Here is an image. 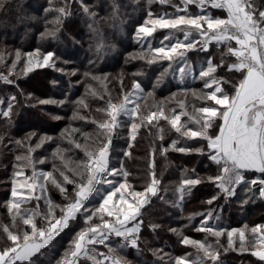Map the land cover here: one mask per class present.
<instances>
[{"label": "snow or ice", "instance_id": "obj_1", "mask_svg": "<svg viewBox=\"0 0 264 264\" xmlns=\"http://www.w3.org/2000/svg\"><path fill=\"white\" fill-rule=\"evenodd\" d=\"M8 2L9 0H0V9H3ZM75 2L79 4L83 14L92 21L89 28L99 35L98 29L95 28L97 13L92 10V6L86 0H75ZM165 2L166 0H160L161 4ZM180 4L182 7L175 5L177 12L173 15L165 13L153 17L152 11H148L147 19L136 27L137 37L143 34L142 39H146L151 37L157 28L168 29L170 31L165 36L168 43L161 41L159 46L153 48L149 42L147 51L133 58L146 60L148 64L156 63L157 60L168 61L169 67H172L173 62H186L188 52L208 54L204 64L200 66L199 75L194 77L199 79L203 83V89L208 91L201 90L197 93L191 90L192 95L197 100H203L204 103L194 106L189 112L181 102L180 113L168 116L165 114L167 101H160L154 105L156 111L149 110L145 114L140 111L138 103V100L145 96V92L141 83L134 80L132 91L124 94L122 103H113L109 97L105 107L96 109L97 112L106 115L99 123L96 120L92 121L98 128L99 142L95 149L89 150L87 145L75 143V148L84 151L86 159L70 167L69 162L62 155V151L70 149L62 150L57 146L53 157L60 156L64 163L62 167L53 163L52 171H38L36 165L45 164L46 159H41L39 156L33 158L32 153L49 141L55 142L53 137L35 131L27 133L23 139L0 135V146L10 143L23 150L27 145L26 152L15 155L17 163L13 164L10 194L5 201L12 223L11 226L8 224L0 226L5 240V246L0 248V264H37L45 251L54 245L57 237L66 229L71 231L73 225L79 230L71 236L68 247L64 249L60 258L50 264H77L80 257L92 260L93 264H127L126 261L112 255L116 249L110 247L108 242L113 237L121 238L124 243L119 247L138 248L139 234L143 227L140 219L141 209L151 202V197L157 196L159 181L153 170L151 183L146 185L143 191H137L129 183L130 173L124 169L122 162L119 167L110 166L113 134L122 123L119 119L121 116L128 118L129 148L132 147L131 141L136 139L140 127L150 126L154 120L157 125L159 121L165 120L170 124L171 129L185 138L182 146L177 147L179 141L173 140L169 148L180 153H195L206 158L210 166L215 167V172L207 176L206 182L219 189V193L230 197L235 195L238 186L248 187L249 190L255 186L258 188L259 197L264 198V0L259 3L257 0H180ZM192 5H195L199 11L190 13L189 6ZM117 8L118 6L113 4V15ZM213 10H218L220 14ZM48 13L56 14L54 20L46 21V24L51 23L54 27L49 30L46 26L45 32L41 35L56 38L64 19L70 15L67 0H64L63 6L49 0V7L45 8V14ZM176 33H183V40L178 39ZM213 41L217 46L226 49V52L221 54L219 63H214L212 55L208 52V46ZM97 47L99 50L100 45L98 44ZM153 52L157 55L153 56ZM5 55V52L0 51V63L5 61ZM7 55L14 56L11 69L22 63L25 75L33 71V57L36 58V67H51L57 71H65L56 64L57 57L53 51L42 52L38 48L27 53L16 50ZM225 55L235 59L225 62ZM64 63L70 62L64 61ZM4 66L8 67L7 64ZM217 69H223L225 75H217ZM77 71L73 68L67 74L71 77L77 75ZM161 75L163 76L164 73ZM83 76L84 80L78 83L82 82L85 85V94L76 100H73L70 94H66L64 99L59 101L40 99L31 93L25 94L23 89L19 90V94L23 97L25 107L48 104L64 107L72 104L71 119L83 120L85 117L79 116V111L88 107L86 97L90 94L100 100L104 99L102 94L98 95L97 92L90 91L92 87L90 81L103 84L108 79L107 74L99 76L89 71L84 72ZM0 80L19 89V84L14 79L0 76ZM121 86L123 91V81ZM71 87L75 85L70 81ZM146 95L152 96L153 93L148 92ZM175 95L172 94L173 97ZM33 100L35 104L32 103ZM0 104L4 102L0 101ZM19 104L17 96L11 95L6 105L0 107V119L5 121L6 126H11L14 109ZM128 104H134V107L129 108ZM169 111L175 113V109ZM181 116L188 118L183 124H180ZM137 117L139 124L136 122ZM55 118L60 119V117ZM79 131L80 129H72V132ZM160 131L162 133L163 129ZM67 132L66 128L61 136H65ZM83 135L87 137V134ZM159 138L163 140V135L161 134ZM189 141L192 143H188ZM69 143L73 142L69 141ZM160 150L168 151L163 146ZM129 155L128 151H124V156ZM151 167L154 169V165ZM26 168L32 169L31 176L25 175ZM256 174H259V178L249 179ZM77 177L80 179L77 180ZM204 182L205 180L197 175L196 178L183 179L182 185L188 186L190 190ZM49 184L59 190L67 203L57 205L45 195ZM67 185L73 186L71 193L68 192ZM105 185L107 187H104ZM101 187H104L103 193ZM37 190L39 194H36ZM183 191L182 187V194ZM97 196L99 199L94 202ZM42 199L45 204L43 210L37 203L35 209L25 210L22 213V205L32 200L39 202ZM217 199L218 195H213L207 203L212 204ZM89 204L92 207H89ZM17 217L22 221L23 226L18 225ZM210 217V213L206 214L199 226L195 227V231L205 233L206 240L208 235L216 237L217 245L219 238L226 235L228 247L225 251L236 250L233 237L238 234L239 250L242 253L249 252L260 264H264V223L253 226L244 224L241 228L225 229L212 224ZM79 221H83V224H79ZM155 227L153 225V229ZM172 231L177 232L181 237L180 243L185 246L190 245L197 250L196 258L193 260H189L188 256L173 258L167 253L160 256L159 251L154 250L153 255L158 256L160 264H166L165 257L167 264H206L207 261L217 264L219 254L206 240H194L183 236L176 229ZM246 232L249 234L247 246ZM97 245L108 248L107 255L100 254L104 256L103 260L96 258Z\"/></svg>", "mask_w": 264, "mask_h": 264}, {"label": "trees", "instance_id": "obj_2", "mask_svg": "<svg viewBox=\"0 0 264 264\" xmlns=\"http://www.w3.org/2000/svg\"><path fill=\"white\" fill-rule=\"evenodd\" d=\"M86 2L97 13L95 28L98 29L99 35L89 28V24L92 21L83 14L79 4L75 0H67L70 15H67L64 19L61 30L56 38L41 35L45 32L46 26L49 30L54 27L51 23L46 24V21H52L56 17L55 13L45 14V8L49 7V0H9L5 7L0 9V51L6 53L5 61L0 63V76L14 79L19 84L18 89L0 80V97L1 101L4 102L2 107L6 105L7 99L11 95H16L17 100L20 102L19 106L14 109L10 127L6 126L3 119H0V135L10 136L14 139H23L27 133L35 131L38 134H47L53 137L55 142L49 141L44 145L46 151L41 153L36 152V156L32 154L33 158L37 156L39 158H46L45 164L36 165L37 170L46 168L47 171H52L53 163L61 167L63 166L64 161L60 159V156L53 157V152L57 146L62 150L70 149L63 152L76 162L86 159L84 151L75 148V143H80L81 145L88 143L91 146L89 150L95 149L96 144L99 142L97 136L98 128L97 124L92 123V121L96 120L99 123L106 115V113L97 112L96 109L105 107V103L109 97H111L113 103H122L124 94L132 91L134 80L140 81L143 85L145 96L140 98L138 103L140 104V111L145 114L149 110L156 111L154 105L160 101H167L165 114L168 116L180 113L181 109L179 105L181 102L185 104V110L191 112L194 106L202 105L204 101L197 100L190 90H194L197 93L201 90L208 91L207 89H203V83L199 79H194L200 67L194 72L191 81L181 83L175 81L173 78L175 70L173 66L168 67V61L158 60L156 63L148 64L146 60L133 58L141 55L148 48L146 43L139 45L132 42L131 33L135 26L144 23L149 10L152 11L153 17L157 14H175L177 10L173 9L176 8L174 5L180 4V0H167L164 4H161L158 0H86ZM257 2L259 3L261 0H257ZM53 3L63 6L64 0H53ZM113 4L118 6L115 15H113ZM155 7H160L163 11H155ZM191 8L195 9L196 7L192 5ZM213 11L219 12L218 10ZM164 30L170 31L168 29L157 30L156 36H161ZM182 36L183 34L179 38ZM98 44L100 45L99 50ZM152 47L154 48V45ZM38 48L42 52L53 51L56 53V56L66 58L70 63L65 64L63 62L59 64L58 62L57 65L64 69L75 68L78 70L77 75L69 77L67 72H59L50 67L40 68L25 75L24 72H21V70H24L22 63L17 64L15 69H11L14 56L7 55V53H14L16 50L31 51ZM136 51L140 53L136 54ZM208 52L212 55L213 62L219 63L221 54L225 53L226 49L212 42L208 48ZM110 53L111 55L113 54V61L108 60ZM196 54L195 56L190 52L189 58L192 62L201 66L207 59L208 54L203 52H196ZM152 55L156 56L154 53ZM24 59L26 60L27 58L25 57ZM229 59L234 60L235 58L228 57L227 55L224 56L225 62ZM108 61L110 62L108 63ZM4 64H7L8 67H5ZM138 66H141L140 70L142 73L139 72ZM116 70L118 73H115L114 76L108 75L107 81H104L103 84L90 81L92 85L90 91H95L98 95L102 94L104 99L100 100L98 97H92L90 94L86 97L88 107L81 108L79 111V116H83L85 119H71L73 116V105L67 104L68 110L64 111L63 114H66L68 117L58 127L56 126L57 122L46 118L42 114L41 109H49V104L25 107L23 97L19 94V90L23 89L25 94L31 93L34 97L40 99L51 96L64 99L66 94H70L72 99L76 100L85 94V85L82 82L78 83V81L84 80V72L89 71L98 75L101 72ZM162 73H164L163 76L161 75ZM216 74L224 76L225 71L217 69ZM39 75L41 77L37 79L36 77ZM53 80L56 83H53ZM70 81L75 87L70 88ZM121 81H123V91ZM57 85L63 87L62 92L55 91ZM148 92H152L153 95L147 96ZM173 92L178 93H175L176 95L173 97L171 95ZM180 92L186 93L184 99L179 96ZM32 103L35 104V101L33 100ZM169 109H175V113L170 112ZM58 110L62 111L61 108H58ZM119 119L122 123L114 130L110 166L119 167L122 162L124 169L130 173L128 181L135 189L143 190L146 185L151 183L153 170L159 181L157 196L151 197V202L141 209L142 216L140 219L143 222V227L139 235V246L135 249L128 248L127 252H123L122 255L127 256L131 254L129 255L130 259L134 258L136 262L143 264L138 253L146 258L148 257V259L151 257L149 256L151 252L150 246L156 245L154 241L152 242L153 235L154 237H162V239H175L171 249L169 244L164 245L165 251H171L175 254L180 251H190L191 248L181 245L179 236L172 230H177L183 226L180 231L183 234L191 236L189 234L190 230L198 227L200 220L207 214L198 210H205L208 204L207 201L213 195H218V199L208 205L210 207L213 205L215 207L220 206L219 210L227 218L236 214L232 208L237 210L240 207L242 216L250 218L256 216L261 205H264V198L259 197L258 188L255 186L251 190L248 187L240 186L241 189L238 190L235 196L225 197L219 193V189L214 187V185L207 183L206 178L215 172V167L210 166V162L198 154H185L171 150L169 145L173 140H178L177 147H180L183 145L185 138L180 137L179 133L171 129L167 121L161 120L157 125L154 120L152 125L140 127L136 139L131 141L132 147L129 148L130 133L127 123L128 118L121 116ZM187 119L186 116H181L180 124H183ZM136 122L140 123L138 117L136 118ZM66 128L68 132L62 137L61 133ZM72 129H80V131L72 132ZM160 129H163L162 133ZM82 133L87 134V137ZM161 134L163 135V140L159 138ZM69 141L73 143L70 144ZM188 143L192 142L189 141ZM161 146L168 149V151L162 152L160 150ZM26 150L27 145H25L23 150L10 143L0 146V186L4 188L0 191V214L2 216L1 220L4 223L11 222V214L7 211L5 201L9 198L10 194L14 170L13 164L17 163L15 155L22 154ZM124 151H128L130 155L124 156ZM153 165L154 169L151 167ZM24 172L26 176L32 175L31 168L24 169ZM56 174L58 175V173ZM197 175L204 179L205 182L191 188L189 193H178L182 197L181 201H179L180 209H175L174 206L168 205V201L173 200V196L176 193L175 189L181 185L182 180L196 178ZM47 187L48 191L45 195L48 198L52 201L67 203L59 190L51 184ZM72 188V185H67L69 193L72 192ZM36 194H39L38 190ZM203 201L206 204L205 206H199V209L193 207L197 202ZM37 203H39L41 210L45 208L43 199L39 202L32 200L21 206L22 213L25 210L35 209ZM164 209H167L168 212H177L176 219L169 218V213H166L168 214L166 215L163 211ZM183 214L186 215L183 217ZM191 214L194 215V220L189 223L186 216ZM231 222L221 227L225 229L230 228L233 226ZM78 223L83 224V221H79ZM153 225L156 226L155 229H153ZM78 229L76 225H73L71 231L66 229L64 233H61L54 241V245L39 258L37 264H50V262L58 259L63 249L68 247V241L71 236ZM115 240L118 241L120 238H115ZM205 240L206 234L203 233V237L199 241ZM235 241L234 247L236 250L225 251V248L228 247L226 236L219 239V245H217V239L210 235L207 236L206 240L208 244L213 246L222 259H226L229 255H241L242 252L240 253L239 250L240 241L238 238H235ZM4 246L5 240L2 228H0V248ZM97 247H100V245H97ZM129 250H133V252L129 253ZM194 251L196 252L197 250L194 249ZM148 259H146L145 264H150ZM252 260L254 262L250 261L241 264H260L257 258H252ZM90 262V260L81 257L78 264H92ZM208 263L213 264L211 261L206 262V264Z\"/></svg>", "mask_w": 264, "mask_h": 264}, {"label": "rangeland", "instance_id": "obj_3", "mask_svg": "<svg viewBox=\"0 0 264 264\" xmlns=\"http://www.w3.org/2000/svg\"><path fill=\"white\" fill-rule=\"evenodd\" d=\"M159 2H160V0H158ZM167 1V0H166ZM176 5H179V6H181L182 7V5L181 4H176ZM175 6V5H174ZM195 6V5H194ZM196 7V6H195ZM194 8V7H193ZM193 8H191V6H189V12L190 13H196L197 11H199V9L197 10L196 8L195 9H193ZM173 9H176L177 10V7L176 8H173ZM155 11H163V9H161L160 7L158 8V7H155ZM217 12V11H216ZM219 12H217V14H218ZM181 14H183V13H181ZM220 14V13H219ZM224 15H226V13L224 14ZM145 19H147V18H145ZM144 19V20H145ZM150 26V25H149ZM136 27H137V25L135 26V28H134V30L132 31V33H131V38H132V42L133 43H137V44H139V45H142L143 43H146L147 45H149V42H151V45H154V47H156V46H159V44H160V42L161 41H163L165 44H167L168 43V41L167 40H165V36L166 35H168V33H169V31H166V30H164V31H162V34H161V36H156V31L157 30H161V29H159V28H157L154 32H153V35L151 36V37H147L146 39H142V37H143V34H141V37H137V35H136ZM157 33H159V32H157ZM181 34H183V33H176V37L178 38V39H180V40H183V38H184V36H182V37H180L179 38V36H181ZM214 42V41H213ZM215 43V42H214ZM233 44H234V41H233ZM210 45H211V43L209 44V46H208V48L210 47ZM34 50H36V49H34ZM34 50H31V51H21L22 53H27V52H32V51H34ZM140 52L139 51H136V54H139ZM154 53V52H153ZM189 53L190 52H188L187 53V59H186V62L185 61H176V62H173L172 63V66L174 67V70H175V74L173 75V78L175 79V81H177V82H186V81H191L192 80V78H193V76H194V72L196 71V70H198L199 69V67H200V64H197V63H195V62H192L191 61V59L189 58ZM195 56L197 55L196 54V52H192ZM155 55H157L156 53H154ZM113 55V54H112ZM112 55H111V53H110V55L108 56L109 58H108V60L110 59V61H113V57H112ZM57 58H56V60H55V62H56V64H58V62H59V64L61 63H63L64 61H67V59L66 58H63V57H61V56H56ZM112 57V58H111ZM193 57V56H192ZM27 58V57H26ZM235 58V57H234ZM112 59V60H111ZM35 60H36V58L35 57H33V71H31V72H34L35 70H37V69H42V68H48V67H36L35 66ZM110 61H108V63L110 62ZM158 61V60H157ZM159 61H161V60H159ZM59 66V65H58ZM60 68H63V67H61V66H59ZM169 67V66H168ZM51 68V67H50ZM140 68H141V66H138V70H139V72H141V70H140ZM51 69H54V68H51ZM64 69V68H63ZM75 69V68H74ZM181 69H183V71H181ZM65 71V73L67 72H69L71 69H64ZM200 71V70H199ZM199 71L197 72V76L199 75ZM21 72H24V70H21ZM59 72H61V71H59ZM63 72V73H64ZM29 73V72H28ZM77 73H78V71H77ZM115 73H118L117 72V70L116 71H112V72H101V73H99L98 75L99 76H103L104 74H107V76L109 75V76H114V74ZM142 73V72H141ZM40 75L39 76H37L36 78L37 79H40ZM107 81V80H106ZM137 82H140V81H137ZM53 83H56L54 80H53ZM141 83V82H140ZM141 85H142V83H141ZM142 87H143V85H142ZM55 91L56 92H62L63 91V87L62 86H60V85H57L56 86V88H55ZM185 92H187V91H185ZM190 92L192 93V91L190 90ZM51 93V92H50ZM173 93H178V92H173ZM172 93V94H173ZM171 94V95H172ZM186 94V93H185ZM185 94H184V92H180V97L182 98V99H184L185 98ZM44 99H52V100H57V101H59V100H63V98H60V97H47V98H44ZM0 101H1V97H0ZM50 105V107H49V109H47V110H45V109H41V111H42V114H44L45 115V117L46 118H48V119H50V120H52V121H54V122H57V124H56V126L58 127L59 126V124H62L63 123V121H65L66 119H67V115L66 114H63L64 113V111H67L68 110V106L66 105V106H64V107H61V106H59V105H57V104H49ZM0 106L2 107V104H0ZM129 108H131V107H134V104H128L127 105ZM58 108H61L62 109V111H59L58 110ZM55 117H60V119H56ZM121 118V117H120ZM59 122V123H58ZM22 139V138H21ZM84 145H87L88 147H89V149L91 148V146H90V144H84ZM44 151H46V147L45 146H43V147H41V148H39V149H36L32 154H34V156H36L35 154H37V153H41V152H44ZM37 152V153H36ZM62 155L67 159V161L69 162V166L70 167H74L75 166V164L77 163L76 161H74L72 158H70L68 155H66L65 154V152H63L62 151ZM41 159H46V158H42L41 157ZM109 163L111 164V156H110V161H109ZM38 171H47L46 170V168L45 169H41V170H38ZM255 177H259V174H256V176ZM255 177H249V179H251V178H255ZM80 179V177H77V180H79ZM18 187H19V185H18ZM99 187V186H98ZM104 187H107L106 185L104 186ZM104 187H101V193H103V191H104ZM183 187V189H184V193H189V187L188 186H185V185H182V182H181V185L179 186V187H177V189H175V195L173 196V200H171V201H168V205H170V206H174V208L175 209H180V204H179V201H181V199H182V197L181 196H179V194L181 193V188ZM134 188V187H133ZM4 188H3V186H0V191L1 190H3ZM239 189H241L240 188V186H238L237 187V189H236V192H235V195H236V193L238 192V190ZM135 190H137V191H143V190H139V189H135ZM179 193V194H178ZM234 195V196H235ZM230 197H233V196H230ZM99 199V196H97V197H95L94 198V202L96 201V200H98ZM55 204H57V205H59V204H63V202H58V201H53ZM197 205V206H196ZM202 205V206H201ZM206 204H204V201L203 202H197L196 204H194L193 205V207L196 209H199V206L200 207H203V206H205ZM232 205H234V204H232ZM237 207H239L237 204H235ZM89 207H92V205L91 204H89L88 205ZM219 207L220 206H218V207H215L214 205L213 206H209L208 204L206 205V208H205V210H198L199 212H204V213H207V214H211V217H210V222L212 223V224H215V225H217V226H224V225H226L228 222H230V221H232L231 222V224L233 223V226L232 227H230V228H227V229H232V228H241L244 224H248L249 226H253V225H255V224H258V223H264V205H261V207H260V209H259V212L257 213V215L256 216H253V217H250V218H246V217H243L242 216V210H241V208L239 207L237 210L236 209H233L232 208V210H234V212L236 213V214H233V215H231V216H228V218L227 217H225V216H223V214H222V212L219 210ZM164 211V213L166 214V213H169V215L170 216H168L169 218H175L176 219V216H177V212H168V210L166 209H164L163 210ZM197 211V212H198ZM58 212V211H57ZM214 212V213H213ZM166 215H168V214H166ZM184 215H186V214H183V217H184ZM187 217V219L189 220L188 222L190 223L192 220H194V215L193 214H191V215H189V216H186ZM1 218H2V216H1V214H0V225L2 226V225H4V224H8L9 226H11V223H12V221L9 223H4V221H2L1 220ZM95 219V218H94ZM200 222H201V220H200ZM200 222H199V224H200ZM17 223H18V225L19 226H23L22 225V221H20V219H19V217H17ZM199 224H198V226H199ZM159 225V224H158ZM235 225V226H234ZM181 227H183V226H181ZM181 227L179 228V229H177L178 230V232L179 233H182L180 230H181ZM79 230V229H78ZM77 230V231H78ZM176 234H177V232H176ZM189 234L191 235V236H189V235H187V234H183L182 233V235L183 236H187V237H190L191 239H194V240H198L199 241V239L200 238H202L203 237V232H198V231H195V228H192L191 230H190V232H189ZM140 235V234H139ZM178 235V234H177ZM179 236V235H178ZM226 236V235H225ZM225 236H222V237H225ZM222 237H220L219 239H222ZM179 238H181L180 236H179ZM216 238V237H215ZM235 238H238V234H235L234 235V237H233V240H234V243L236 242L235 241ZM217 239V238H216ZM239 239V238H238ZM248 239H249V234L246 232V239H245V245L247 246V244H248ZM175 240V239H174ZM174 240H171V239H168V238H163L162 239V237H154V235H153V238H152V242L154 241V243H156V245H154V246H150V253H149V256H151L149 259H148V257L146 258L145 256H143L142 254H140V253H138V255H140V257H141V262L143 263V264H145L146 262V259H148V261H149V263L150 264H160V261H159V258H158V256H156V255H153V251L154 250H157V251H159V255L160 256H164V254L165 253H167V254H170V256L171 257H173V258H175V257H185V256H188V258H189V260H193V259H195L196 258V252L194 251V247H192V246H187L186 248H191V250L190 251H186V252H184V251H180V252H178L177 254H175V253H172L171 251H165V244H169L170 245V249H171V246L172 245H174L173 243H174ZM109 243V246L110 247H112V248H114V249H116V251L114 252V253H112V255H114V256H116V257H118V258H120L121 260H123V261H126L127 262V264H141L140 262H136L135 260H134V258L133 259H130V257H129V255H131V254H129V255H127V256H124V255H122L123 254V252H127V249L128 248H132V249H135V248H133V247H131V246H127V247H123V248H121V247H119V245L120 244H122V243H124L123 241H122V239L120 238V240H115V237H113L112 239H111V241L110 242H108ZM158 243H160V245H158ZM181 245H183L182 243H181ZM138 246H139V243H138ZM183 246H185V245H183ZM67 248V247H66ZM160 250H162V251H160ZM63 251H64V249H63ZM63 251H62V253H63ZM96 251H97V256H96V258L97 259H100V260H103L104 259V256H102V255H100L101 253H103V254H105V255H107L108 254V248L107 247H105L104 245H100V247H97L96 246ZM133 252V250H129V253L130 252ZM61 253V254H62ZM240 253H241V251H240ZM61 256V255H60ZM60 256L58 257V259L60 258ZM81 258V257H80ZM251 258V259H250ZM252 258H256V257H253L249 252H244V253H241V255H237V256H227L226 257V259H222L221 257H219V261H218V263L217 264H241V263H247V262H250V261H253L252 260ZM80 260V259H79ZM79 260H78V262H79ZM165 260H166V264H167V258L165 257ZM240 260H242L241 262H240ZM91 262L90 263H92L93 264V261L92 260H90ZM78 262H77V264H78ZM254 262V261H253ZM208 264H210V263H208Z\"/></svg>", "mask_w": 264, "mask_h": 264}, {"label": "crops", "instance_id": "obj_4", "mask_svg": "<svg viewBox=\"0 0 264 264\" xmlns=\"http://www.w3.org/2000/svg\"><path fill=\"white\" fill-rule=\"evenodd\" d=\"M255 178H259V177H255Z\"/></svg>", "mask_w": 264, "mask_h": 264}]
</instances>
